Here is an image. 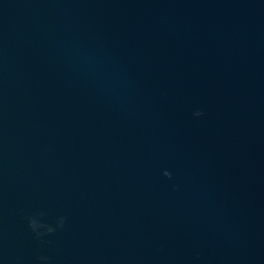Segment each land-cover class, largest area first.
<instances>
[{
    "label": "water",
    "instance_id": "obj_1",
    "mask_svg": "<svg viewBox=\"0 0 264 264\" xmlns=\"http://www.w3.org/2000/svg\"><path fill=\"white\" fill-rule=\"evenodd\" d=\"M0 264H264V0H0Z\"/></svg>",
    "mask_w": 264,
    "mask_h": 264
}]
</instances>
